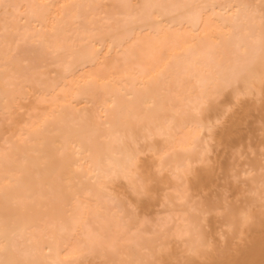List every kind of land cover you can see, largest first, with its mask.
I'll use <instances>...</instances> for the list:
<instances>
[{
  "label": "bare ground",
  "instance_id": "6f19581e",
  "mask_svg": "<svg viewBox=\"0 0 264 264\" xmlns=\"http://www.w3.org/2000/svg\"><path fill=\"white\" fill-rule=\"evenodd\" d=\"M0 264H264V0H0Z\"/></svg>",
  "mask_w": 264,
  "mask_h": 264
}]
</instances>
